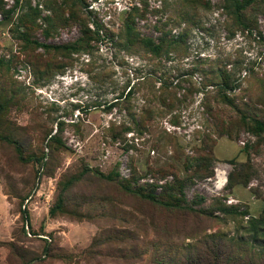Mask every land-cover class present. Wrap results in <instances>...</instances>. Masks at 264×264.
Returning <instances> with one entry per match:
<instances>
[{
    "label": "rangeland",
    "instance_id": "rangeland-1",
    "mask_svg": "<svg viewBox=\"0 0 264 264\" xmlns=\"http://www.w3.org/2000/svg\"><path fill=\"white\" fill-rule=\"evenodd\" d=\"M0 5V264H264L246 224L264 217V132L239 119L264 120V0L247 29L229 0ZM127 18L183 39L126 48Z\"/></svg>",
    "mask_w": 264,
    "mask_h": 264
},
{
    "label": "trees",
    "instance_id": "trees-1",
    "mask_svg": "<svg viewBox=\"0 0 264 264\" xmlns=\"http://www.w3.org/2000/svg\"><path fill=\"white\" fill-rule=\"evenodd\" d=\"M185 3L190 5H196V3L199 0H183ZM2 0H0L1 4ZM230 6L225 7L227 11L230 13V16L233 18L235 21L236 25L240 27L241 29H247V19L245 16V10L250 7L252 4L256 2V0H229ZM1 7V5H0ZM38 9L37 8H32L30 16H31V21L33 17L37 14ZM27 13L25 14V16ZM180 19H184L182 15L180 16ZM27 17L21 18V22L25 26V22L27 21ZM96 27L94 28L93 31H90V33L95 36L99 37L98 35V25H95ZM157 31L160 32L159 36L156 38L152 37H147V36H139L137 31L135 30L132 21L130 19H126L124 22V37L126 40L125 47L128 48L130 46H140L144 51L151 53L155 56H161L162 53H168L169 51H172L179 46V42L183 39V34L178 35L176 38L170 36L167 37V34L161 27L156 28ZM89 31V29H88ZM49 33L48 29L45 28L43 29V34L47 35ZM75 46V45H74ZM55 48H57L55 46ZM69 49H76L73 46H69ZM219 86V95L222 99L223 102H225L227 105L236 107L234 104L232 97L226 94L227 90L233 89L231 85L227 82L226 79H223L221 82L218 83ZM240 123L245 127V130L253 135H260L262 132H264V120H260L257 117H252L249 116L246 113L240 114ZM96 175L102 176L105 179H110L111 176L109 174H101L98 171H94ZM230 181V179L228 180ZM140 196L143 198L154 202L155 204L158 205H163V206H170V207H177L179 206L177 201L173 202H167L161 199H158L156 196L150 194V193H142L139 192ZM176 200V199H175ZM188 208H191L187 206ZM216 210L220 211V213L224 215H229V216H246L247 211L246 210H238L236 209L235 206L233 205H225L223 203L218 204L216 206ZM263 212V211H262ZM246 224L248 226L247 232L250 234V239L255 243L257 239H262L264 240V217L259 216V217H253L250 216L248 217ZM211 252V249L209 250ZM209 257V256H208ZM212 259V257H210ZM193 262L191 264H197L196 260H198L197 257L192 258ZM235 264H237V261L235 260Z\"/></svg>",
    "mask_w": 264,
    "mask_h": 264
}]
</instances>
